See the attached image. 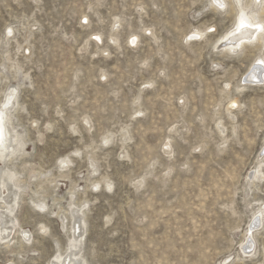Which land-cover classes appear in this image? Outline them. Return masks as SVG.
<instances>
[{"label": "rangeland", "instance_id": "374dc122", "mask_svg": "<svg viewBox=\"0 0 264 264\" xmlns=\"http://www.w3.org/2000/svg\"><path fill=\"white\" fill-rule=\"evenodd\" d=\"M226 1L0 0V264H264V47H220Z\"/></svg>", "mask_w": 264, "mask_h": 264}, {"label": "bare ground", "instance_id": "6f19581e", "mask_svg": "<svg viewBox=\"0 0 264 264\" xmlns=\"http://www.w3.org/2000/svg\"><path fill=\"white\" fill-rule=\"evenodd\" d=\"M244 1L243 0H232L235 8L237 9V16H236L235 25H234V28L227 35H225L226 37L224 36L225 37L223 39L224 44H222L220 46V47L229 48L230 51H234V52H239L243 48H246L247 44H252L253 45L254 42H257L258 44H261L264 47V34L259 33L257 30H255V29H251V30L241 29L239 32H236V28L238 26V21H239V14H240L241 11H244L246 15L248 13H251V16H252L253 19H255L256 21H258L260 23H264V0H252L248 4L245 3ZM224 3L227 4V1L224 0ZM234 32H236L235 35L232 34ZM197 33L202 35L201 32H197ZM260 59L264 60V58H262V57ZM261 64L263 65L262 67L264 68V63H261ZM257 67H259V66H256L255 69ZM256 76H257V73L253 72L252 78H255ZM260 76H261V82H264V70H263V72H262V74ZM252 81H254V80H252ZM16 92H17L16 88H12L6 94L5 100L0 105V115H2V117H3L2 124H0V160H3V161L5 159H10L12 156L17 154L18 148L23 149V147H24L23 146L24 144H23L22 140H20V138L18 136V133L12 134L11 131H9V129L7 128L8 127L7 126V120L9 119L10 112L13 110V108L15 106ZM236 102H233L232 104H236ZM260 164H262V167L260 165L261 169L260 170H256L251 176L255 177L256 180L262 181V180H264V169H263L264 160ZM0 176H1V174H0ZM15 178H16V174L15 173H9L8 179L10 181H13ZM7 198H8V196L6 197V196H3L2 194H0V200H6ZM39 207L43 208V209L46 208L43 205L42 206L40 205ZM257 214H259V218H258L259 219V225H256V228L260 227L262 225L261 224V219L264 216V209H261V208L258 209ZM250 232L249 233L252 235V233H253L252 230H250ZM248 241H250V240H248ZM249 243H251V242H249ZM252 245L253 246L248 247L250 250L253 249V247H254V244H252ZM72 246L74 248V243L72 244ZM72 252H74V250H72ZM252 253H255V252H253L251 250L250 253H248V254L252 255ZM246 254H247V252H244L245 256H246ZM73 258H74V254H71L70 256L67 257V259L65 261L64 260L63 261L65 262V264H66V262H67V264H74V259ZM56 260L59 261L58 257L56 258Z\"/></svg>", "mask_w": 264, "mask_h": 264}, {"label": "snow or ice", "instance_id": "6c2138e0", "mask_svg": "<svg viewBox=\"0 0 264 264\" xmlns=\"http://www.w3.org/2000/svg\"><path fill=\"white\" fill-rule=\"evenodd\" d=\"M212 4L217 7L218 9H224L226 8V4L224 3V0H212ZM86 22V21H85ZM241 29L245 30H251L255 29L259 33L264 34V23H260L252 18L251 13L245 14L244 11H241L239 14V21L238 26L236 28V32H239ZM214 28H208V32H214ZM236 32L232 33L233 35L236 34ZM9 35H11V30L9 29ZM96 39H99V37H96ZM135 37L132 39V43H135ZM201 39V35L198 33H193L192 35L188 36V40H199ZM259 63H264V60L258 61ZM232 107H235V105H232ZM3 117L0 115V124H2ZM107 142V141H106Z\"/></svg>", "mask_w": 264, "mask_h": 264}]
</instances>
